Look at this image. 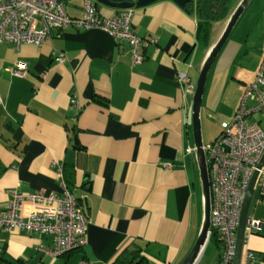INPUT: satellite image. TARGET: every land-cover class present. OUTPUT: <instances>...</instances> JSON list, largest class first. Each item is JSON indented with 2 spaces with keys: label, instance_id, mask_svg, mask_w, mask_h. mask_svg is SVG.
Listing matches in <instances>:
<instances>
[{
  "label": "crops",
  "instance_id": "1",
  "mask_svg": "<svg viewBox=\"0 0 264 264\" xmlns=\"http://www.w3.org/2000/svg\"><path fill=\"white\" fill-rule=\"evenodd\" d=\"M65 3L70 16L83 15V0ZM97 10L101 16L118 11L99 3ZM133 14L134 30L145 39L138 63L127 43L100 29L68 27L19 49L0 43V213L13 189L60 194L61 165L89 218L87 244L55 261L38 249L51 244L50 235L0 229L7 264H115L127 249L139 253L132 264H181L191 252L203 222L192 98L224 25L211 21L206 45L197 13L173 0ZM256 14L254 37L230 34L208 74L205 145L231 126L243 86L263 57L264 0ZM18 61L28 64L21 77L12 73ZM178 72L190 76L189 87L179 84ZM249 119L264 129V112ZM250 217L263 225L246 236L245 247L264 264V194L257 189Z\"/></svg>",
  "mask_w": 264,
  "mask_h": 264
},
{
  "label": "built area",
  "instance_id": "2",
  "mask_svg": "<svg viewBox=\"0 0 264 264\" xmlns=\"http://www.w3.org/2000/svg\"><path fill=\"white\" fill-rule=\"evenodd\" d=\"M66 0H0V43L12 44L19 49L23 44L40 45L54 31L68 27L79 30L100 29L118 42L130 47L135 63L144 59L142 48L145 39L138 36L133 26V9H122L110 16H101L95 0H83V15L70 16ZM64 55L56 61L63 63ZM28 64L18 61L12 73L24 76ZM177 81L184 87L191 85L185 72H178ZM264 54L254 71V78L243 86L234 120L213 142L205 145L211 184V237L217 233L222 244V254L215 264H234L237 250V232L244 201L256 171L258 192L264 194V168L259 164L264 154V129L249 116L254 111L264 112ZM185 88V89H186ZM255 101V105L250 104ZM1 103V99H0ZM77 101L72 99V105ZM74 120H76L74 118ZM60 194L44 191L30 193L11 190L6 210L0 213V229L23 230L28 234H47L51 244L39 246V250L55 261L71 250L81 248L88 242L89 218L81 208L79 197L65 179L63 166L57 167ZM30 208L23 212L24 206ZM263 222L250 217L246 235L261 231ZM246 245V241H245ZM244 245L241 264H260L258 255ZM4 244L0 239V264ZM83 264H92L84 262Z\"/></svg>",
  "mask_w": 264,
  "mask_h": 264
},
{
  "label": "water",
  "instance_id": "3",
  "mask_svg": "<svg viewBox=\"0 0 264 264\" xmlns=\"http://www.w3.org/2000/svg\"><path fill=\"white\" fill-rule=\"evenodd\" d=\"M97 3L111 7L117 10L122 9H134L140 7H146L159 0H95ZM180 7L186 8L192 0H173ZM213 6L221 9L226 0H221L216 4V0H212ZM251 0H240L234 9L229 12V15L224 20V28L217 42L210 47L209 53L205 58L199 76L194 88L192 98V111L191 122L194 138V145L196 149L197 164L199 167L200 180L202 185V199H203V222L199 236L188 256L183 260L181 264H196L201 258L210 238H211V184L209 175V166L207 162V154L205 150V144L203 141L202 132V106L203 97L205 93L206 82L210 69L216 61L219 53L223 49L230 34L233 32L237 22L239 21L243 12L250 6ZM264 168V154L259 164V169ZM259 177V171H256L252 177L244 205L242 208V214L240 224L237 232V250L234 259V264H241L242 252L246 241V229L247 222L250 218V208L255 195L256 183Z\"/></svg>",
  "mask_w": 264,
  "mask_h": 264
},
{
  "label": "trees",
  "instance_id": "4",
  "mask_svg": "<svg viewBox=\"0 0 264 264\" xmlns=\"http://www.w3.org/2000/svg\"><path fill=\"white\" fill-rule=\"evenodd\" d=\"M235 0H227L224 7H222L219 10H215L213 6L212 0H200L198 2L197 8L195 9L194 6H187L185 9H187L190 12L195 11L198 15V17L201 20L200 30L201 34L203 36L204 42L206 45H208L210 40V34H211V21H223L227 18L229 15V12L234 5ZM219 3V2H218ZM69 181V180H67ZM68 185L71 187L72 182L69 181ZM216 238L217 241V247L219 249V258L222 254V244L220 242L219 237L217 236V233H213V235ZM2 241V240H1ZM3 242V241H2ZM4 244V252L1 256V259L7 264V259L5 258V248L6 245ZM139 253L137 251H129L128 249L125 250L123 254H121L115 264H132V262L137 258L136 256ZM138 261L135 264H142V259H137Z\"/></svg>",
  "mask_w": 264,
  "mask_h": 264
},
{
  "label": "rangeland",
  "instance_id": "5",
  "mask_svg": "<svg viewBox=\"0 0 264 264\" xmlns=\"http://www.w3.org/2000/svg\"><path fill=\"white\" fill-rule=\"evenodd\" d=\"M240 0H235L234 5L232 6V10L235 5ZM260 0H251L250 6L243 12L239 21L237 22L233 32L240 30L243 37L253 38L255 35V31L260 20V17H257L256 14V6L259 4ZM231 10V11H232ZM215 27L222 28L224 25L223 21H219L215 23ZM233 32L231 34H233ZM219 260V249L217 247V241L214 236L209 240L201 258L196 264H215Z\"/></svg>",
  "mask_w": 264,
  "mask_h": 264
},
{
  "label": "flooded vegetation",
  "instance_id": "6",
  "mask_svg": "<svg viewBox=\"0 0 264 264\" xmlns=\"http://www.w3.org/2000/svg\"><path fill=\"white\" fill-rule=\"evenodd\" d=\"M199 1H200V0H192V2H190V3L188 4V6H191V5H192V6H194V8L196 9ZM220 1H221V0H216V4H218V2L220 3ZM226 1H227V0H226ZM223 7H224V6H223ZM214 9H215V10H219L217 6H216V8L214 7Z\"/></svg>",
  "mask_w": 264,
  "mask_h": 264
}]
</instances>
